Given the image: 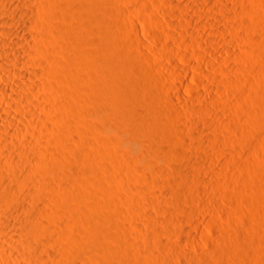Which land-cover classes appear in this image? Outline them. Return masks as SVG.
Wrapping results in <instances>:
<instances>
[{"label":"bare ground","instance_id":"6f19581e","mask_svg":"<svg viewBox=\"0 0 264 264\" xmlns=\"http://www.w3.org/2000/svg\"><path fill=\"white\" fill-rule=\"evenodd\" d=\"M154 1L156 2V0ZM165 1L166 0H164L163 3L167 5ZM198 1H202L200 3L202 4L203 2L210 3L213 0H197V4H199ZM167 2L169 3L168 5L170 4L172 5L171 6L172 8L173 6L175 7L172 9V11H175L174 9H176V7L179 9L182 6L176 4L177 2H174L173 0H168ZM216 2L219 3L220 0H217ZM121 3H122L121 0H0V32L6 35L7 37H9L8 39L0 41V46L2 43L7 44L8 46H10L11 48L10 50L12 51V53L8 55L7 53L0 50V62H2V67L0 68V113L4 114V116H0V208L2 210H5L7 214V216H5L6 219L4 221H2V219L4 218L0 216V221L3 222L5 226L13 227L11 229H16L17 231H19L20 233L19 242L21 241L22 252H23L22 253L20 251V253L24 254V256L26 255L25 258L28 257V260L32 259V264H50L52 261L58 264H65L64 261L71 260L70 258L74 257L72 254L69 256L70 251H68V249L64 247L65 246L64 244L69 243V240L76 242V244H79L80 242L82 243L80 244V246L82 245L83 247L92 250L95 249L97 253L100 251L99 254L101 253V256L104 258V260H107V262L110 260L111 261L110 263L113 262V264H164V261H166L165 259L168 256L175 255L174 257H177L176 255H178L179 252H180L179 254H181V252L185 253L187 251V250L185 251L184 249L186 246H183L182 240L180 239L181 237L179 236L181 234L179 233L178 236L180 238H178L174 242L169 243L168 241L166 242L161 239V237L163 236V235L161 236V233L162 234L163 232L166 233V228L164 227V225L166 224L165 221L167 222V219L164 218H168V217L172 218L174 215L169 208L168 210L165 209L167 207L165 208L163 207V212H162V216H164L163 214L165 209V212L169 215L168 217L164 216L163 218L162 216L155 214L157 212H155L154 214L151 212L148 214L146 213L143 214L144 215L143 216L142 213L140 212H144V211L142 210L139 211L140 210V208H138L139 205H135V203L137 204L138 202L136 200L135 202L133 201L134 203L131 202L135 198L139 196L141 197V195L142 197L146 196L148 194V191H150L149 189L151 183H154V181L157 180V177L159 176H164V178L166 176L173 183V185L177 184L180 181L185 186H189L191 183L190 181H192L190 180L191 178L189 176L190 172L187 173L189 175H186L187 169L185 170L184 173L183 172L184 169L182 168L187 164L191 166V167L187 166L189 170L191 168L190 171H195V172L197 171L196 173L199 174L198 172L201 171H199L200 169H198V166L195 167L193 165V162L197 163L198 160L200 161V159H202V156L197 155L195 153L196 151H194L196 155L194 153L190 154V150L186 149L188 147H186L185 144H181L182 139H180L177 143L179 137L184 138L183 141H185V138L187 136L186 135L187 131L185 130L186 128L184 127V125L185 123L188 122V120L194 121V118L192 119L189 118L185 122L179 119L181 115H183V113H185L186 116H188L187 112L181 111L180 107H178L180 105L175 104L173 95L168 97L169 92L168 94L166 93L168 96L167 95L162 96L163 98L168 97V99L162 101L160 99L161 97L160 95H158V97L155 95L156 97L154 96L150 98L151 96H148L149 94H146L147 93L146 91L150 92L154 88H155L154 91L156 90V92H158L156 89L158 86V79L157 77H155L156 75L154 76L153 72L151 71V67H150L151 65L148 64V60H149L148 58H150V56L148 55L149 54L148 50L145 51L148 55L146 56V54L143 52V49H141L142 51L141 53H143L148 60L146 59V57L142 58V54L140 57V55L138 54L139 52H137V50L143 47V45L146 44V42L144 43L143 41L144 38L140 37L141 35L139 32L141 30L139 31L138 28L134 26L133 20H131L130 17H129L130 20L128 19L127 15L129 12L133 11V9L130 11L132 7L131 8L129 7V11H127L126 8L128 9V7L123 9L122 6L124 5L123 4L124 2L122 3L123 4L122 6ZM146 3H149V1ZM219 4H221L220 6L223 7L221 9V7L219 6L221 10L224 11L226 9L225 12L228 9L230 10L231 8L229 5L227 4L225 5V1L224 4L223 3H219ZM244 6L248 8L250 7V5L249 6L244 5ZM255 7L256 5L254 6V8ZM166 8L168 7L166 6ZM248 8L246 9V11L248 10L247 12H249L250 9ZM255 9H258V7ZM182 10L183 8H181V11ZM176 11L178 10L176 9ZM176 11L174 13H176ZM136 12L137 11H135V14ZM251 12L255 13V11L253 10H251ZM259 14L260 13L258 12L257 15ZM209 16L210 15H208V17ZM192 20L193 19L191 20L186 19L184 21V26L188 27V25L192 23ZM195 20L197 22V19ZM198 20H200V17L198 18ZM242 20L244 21V19ZM260 20L262 19L260 18ZM204 22L205 21L203 20V22L201 21V23H199L200 26L203 25V27L201 28H204L205 25ZM237 22L240 23L241 20ZM248 22L249 21L247 20V23ZM181 24L183 25V23ZM245 25L243 26L245 27ZM32 26L39 29L31 30ZM216 28H217L216 25L215 27L212 28L213 34H216L214 32L219 33V31H217ZM156 29L158 33L161 32L159 31V28H155V32ZM190 31L189 29L186 30L185 35L189 34L188 35V37L190 36L189 38H192V36L194 38L195 35H193V32ZM166 32L169 34L168 31ZM159 34H158V38L159 36H162L163 38L166 35L165 32L162 35ZM198 35L199 34H197V36ZM182 36L185 37V40H183L182 38L181 41L182 42L185 41L184 43L185 44L187 43L186 45L188 47L189 45L193 44L191 42L192 40H194L193 38L190 40L187 36H184V33L182 34ZM186 38H188V40ZM195 38L197 39L196 36ZM202 38L198 39V42L201 40V43L199 44L200 46L202 45L203 47L202 49L204 50L203 51L201 50L202 51L201 53L197 52L196 50V54L194 55L195 57L196 56L198 57L197 59L202 61L201 64L198 63L194 64L193 62L191 66L189 63V65L193 69L200 71L201 77L194 76L193 73H191V69L189 65L188 67L182 66L180 64H177L178 61H176L177 63H175L176 64L175 69L181 74L193 78L194 77L199 78L200 80L203 81V83L205 81L210 82L211 80V82H215V83L219 82V85L220 84L222 85V81L223 82L225 81V80H220L222 79V77L220 78L212 77L210 73H208L204 69L205 68L204 66L208 68H213L215 66L214 63L215 60H213L211 57H208L207 55L208 53L211 54V52L213 51L215 52L216 49L221 50L223 48L222 45L223 43H220L222 40L219 39L221 41L219 42L218 40L217 42L215 41V39L214 40L208 39V36L207 37L205 36L203 40ZM233 38L234 36L232 35V39ZM230 39L231 38H229V40ZM189 40L191 44L186 42ZM253 40L255 41L256 39L254 38ZM257 40L256 42H258ZM54 41L62 42L66 44L70 48L71 52H69L66 55L62 54L60 48L54 47L52 45ZM231 41L230 43H232ZM147 42L149 41L147 40ZM193 42H196V40ZM195 44L198 45V43ZM259 44L262 45L261 43ZM186 45L184 46L186 47ZM170 47H174V46H169V49ZM192 48L190 50L193 51ZM251 48L252 47H250V49ZM254 49L256 48L254 47ZM254 49L252 48V50ZM223 50L225 51L229 49L225 47L223 48ZM232 50L233 49H231V51ZM262 50L263 49H261L260 51ZM156 51L157 50H155V52ZM231 51H229V53H231ZM176 52L178 51H175L174 53L175 55L178 54ZM234 53L236 54L237 52L234 51ZM191 54L193 55L192 52ZM183 55L181 56V58L183 57ZM186 55L187 54H185L183 58L188 61H191L190 59L194 57V56H190L191 57L190 58L188 55L187 56ZM212 55L215 57V58L213 57L214 59L222 62L223 64L228 63V66L226 65V67H230V65H233L226 58H223V56L219 57L220 54H218L219 56L215 55V53ZM237 55L238 53L235 56ZM153 56L155 57L156 55L153 54ZM160 56L161 55H159V57ZM53 59L58 60L57 66H53L52 65L53 63L49 62L50 60L53 61ZM151 59H152L151 62L153 63V58ZM245 59L248 60L249 63L251 62L249 60L250 58L248 59L245 58ZM157 60L158 59H156V61ZM243 61H244V57H243ZM161 62L163 64V61ZM154 63L156 64V62ZM54 64L56 65L55 62ZM240 65L242 67L243 64ZM147 66L149 69L147 68ZM249 66L248 65L247 67L245 66L246 67L245 69L243 65L244 68L243 67L241 68L243 69V71L240 68H238L237 72L244 73L245 71H247L248 68L251 69ZM156 67H157L156 69H160L158 68L159 66ZM232 67H230L231 70L234 69ZM143 68L146 69V72L145 69L143 70ZM214 68L216 69V66ZM254 68L256 67L253 66L252 69ZM239 69L242 72L239 71ZM259 69L257 68V70ZM251 70H249L248 73ZM2 72L4 75L2 74ZM240 73L237 74L234 73L238 81V82L235 81L236 78L235 80H232L234 84L240 82H243L245 84L246 79L248 80L250 74L247 75L248 77L245 76L246 77L245 78L243 77V75H239ZM48 75L51 76V78ZM237 75L239 77L240 76L242 77L238 79ZM230 76H229V84L231 85L232 83H230L231 81L230 78L232 77L233 79L234 77L233 76L230 77ZM223 77H225L224 74ZM225 82L227 83V78ZM226 83L223 85L225 86ZM212 85H213L212 87L211 85H209L210 87L209 90L211 91L215 89L214 87L215 84L213 83ZM230 85L229 87H231ZM237 85L235 84V87H237ZM216 86L218 87V85ZM238 86L241 87L240 85ZM219 87L221 88V86ZM51 89L54 90L58 89L60 90L61 93L65 92L68 94L69 96L68 98H63L62 100H59V102L61 105L64 104L66 107H69V109L71 110L74 116L73 119L70 120L64 119V117L67 114L64 115L63 117L62 110L59 108V102L57 101L58 103L56 104L58 105H56L54 103L56 100L54 99H52L53 103L51 102L52 103L51 106H49L48 103L46 105L43 104L44 105L43 106L42 102L46 100L45 98L46 93H44L45 96L43 95L45 99L39 98L40 96L37 97L35 94L38 91H39L38 93L41 94L42 91L44 92ZM241 89L239 88L238 90L241 91ZM54 90L51 91L53 92L55 98L56 95L54 94ZM174 90H176V88H172V91ZM244 91L246 90L244 89ZM218 93L221 92L219 91ZM234 93L235 92H233L232 95H236L239 92L236 91V94ZM241 93H239V95ZM49 94H51V92ZM181 94L179 89L175 91V95L180 97L182 96ZM255 94L254 95L252 93L249 94L248 95L249 97L247 99L250 100L251 102L253 100L255 101V99L257 98ZM58 95L59 94H57V96ZM241 95L246 96L243 93ZM222 96L224 98L225 95ZM59 97L62 98V96H58L56 98L59 99ZM254 97L256 98L254 99ZM183 99L186 100V98L184 97ZM241 99L243 102L244 99L243 98ZM263 99L264 98H262V100ZM41 100L43 101L41 102ZM47 100H49V102L51 101V99L48 97ZM256 100L258 101L259 97ZM185 102L187 103L188 100H186ZM246 103L247 101L245 102V104ZM248 103L246 104V106L248 105ZM163 105L164 106L167 105L168 109H165V107L163 108ZM203 108H205L204 109L205 112V110H207V107H203ZM42 110L46 111V113H43ZM197 110L200 111L199 108ZM213 110L210 111L212 112V114L215 111ZM217 115H219V111ZM92 116L93 118L95 116V118L92 119L91 118ZM186 116H184L183 118L185 119ZM36 118H39L40 120L47 119V121L50 119L51 120L58 119V121L60 120L61 125H58L57 127H53L51 126L50 123L49 126L46 125L45 123L44 126H39V124H37L36 122ZM180 120L182 122H180ZM217 120L221 122L220 119ZM213 122L214 121H212V123ZM225 122L226 121H224V123ZM38 123H40V121ZM192 124L193 122L190 125ZM226 124H228V121ZM215 125L218 126L216 122L214 123L213 126ZM208 126L211 127V125L209 124ZM226 126H224V129ZM234 126L235 125H233V128ZM195 127L197 126L195 125ZM206 127L207 126H205V128ZM233 128L231 127L229 129L234 130ZM89 129L93 131L92 138L89 135L87 136L86 130ZM106 129L107 132L109 131L110 133L108 132L107 134L103 135ZM102 130H104V132H100ZM25 131L28 132L27 135L30 134V138L24 139L22 137L23 133L26 134ZM222 132L221 134L224 135L225 132L224 133ZM190 133L191 132L189 131V134ZM197 135L198 132L193 133L192 135L190 134V136L193 138H195ZM42 136H45L48 139V143L46 142V140L45 142L43 141ZM216 136L217 137L215 139L218 140V136L220 135H216ZM225 138L223 137V139ZM192 139L190 138V140ZM127 141L130 142V144L134 145L135 143L136 146L137 145L139 146L138 148L140 149L138 156H136L137 155L136 153V155L134 154L136 157L131 158V156H129V154L130 155L131 153L133 154L131 150H130L131 153H129V150H126L127 153H125L126 151H121L120 147H118L122 143ZM196 141L198 142L199 140ZM218 141L215 142V144L218 143ZM52 142H54V145H52L53 144ZM110 143H112V145L115 144V149L114 147L110 148L112 146L109 145ZM201 143H203V141ZM107 145H109V147H107ZM196 145H198L200 148L201 144L200 145L196 144ZM7 146L13 147V149L16 150V154L6 150ZM26 146L30 147L31 152L26 148ZM72 147H76L74 149L78 150L79 157L73 158L71 156L72 153L69 154V152L74 150ZM222 149L225 150L224 148ZM181 154L183 156H181ZM199 154L202 153L200 152ZM176 155L180 156V158L184 157V155H187L188 157L185 156L188 159L187 163L185 164L178 163L179 161L178 162L176 161L177 164L172 163L171 158L172 156L174 157ZM89 157H92V159L97 158L96 159L97 161L95 160V162H100V163H96L99 165L98 168L96 166V168L99 171H97L96 169V172L94 173L95 170L90 169L91 171L90 174H92L90 178L89 177L87 178L85 175V173L87 174V171H85V167L81 168V170L84 169L83 171L78 173H76L77 171L76 172L74 171L75 173H73V170H71V168L73 167L70 168V166H74L76 165V163L78 164L79 161H81V163H83L82 165H84L85 161L87 162ZM133 158L135 161L133 160ZM237 158H238V153H237ZM210 159L212 162L211 161L209 162L213 163L212 157ZM210 159L208 158V160ZM115 160L116 161L119 160L120 163H115ZM142 160L144 161L146 160L145 165H144V161ZM161 160L162 161L166 160L168 165H166V162H164L165 165L162 164L163 162L161 163ZM205 160H207L206 157ZM247 160L245 162L246 164H248ZM139 161H142L144 166L143 165L140 166L138 164L140 163ZM168 161L171 162L169 163ZM220 162H224V160ZM121 163L124 164L123 167L124 170L126 167L127 174H128V170L130 171L129 175L126 176L129 177L126 179L125 177L118 176L119 174L116 175L118 173L117 167L119 168V166L117 165H120ZM115 168L117 169V173H115L116 172ZM92 170L94 171L92 172ZM136 171L144 172L145 176H143V178L141 179L140 175L142 173H139L140 175L139 177H137L138 174L134 173ZM82 172L85 173L82 174ZM178 172L181 174H179ZM131 174H134L136 177H134V175L132 176ZM120 177L124 179L121 180L119 179ZM137 178L140 179L137 180ZM91 179L96 184L97 188L95 190H91V188L89 187V181H91ZM193 182L195 183L196 181ZM193 185L194 184H192V186ZM134 187L139 192L140 194L139 196L137 191L134 189ZM131 190L132 191L135 190V193H137V195L135 194L134 196L136 197L133 196L134 192L128 194V191ZM145 191H146V195H143V192ZM197 191L199 192V190ZM166 193L167 192H165V194ZM130 194L132 195L130 196ZM158 194H157L158 199L157 197L152 198V203L155 204L160 203L159 200L162 199L163 196L162 197L160 196L159 198ZM128 195L131 198L134 197V199H127V197H129ZM155 195L156 194H154V196ZM193 195L194 193L192 194V196ZM166 198H170V197L166 196ZM137 200L139 199L137 198ZM180 207L178 209H175L177 210V212L179 209H181V212L179 211V213L177 214L182 213V211L185 212L186 209H188L186 207L185 208L182 207V205ZM192 209H189V211L187 210V212L190 213L191 212L190 210ZM136 210L139 212H136ZM193 210H192L193 212H196L195 209ZM134 212H136V214L138 213L141 214L143 216L142 219L144 218L143 219L144 222H148V224H150L152 227L149 228L150 225L146 226L147 223L142 224L140 220L139 222L141 223L142 226H140V223L139 225L137 223L134 224L133 221H131L133 220V216L136 215L134 214ZM78 213H83V215L79 214L83 216V217L79 216L81 219L77 217ZM74 214H76L77 216ZM131 215H132V219L130 220ZM142 219L141 221H143ZM182 220L183 219H181L180 222H182ZM162 222H164L165 224L163 225ZM171 223L172 222H170V224ZM160 224H162L163 226H161ZM183 224L182 226H184ZM160 226L164 227L163 232ZM147 227L151 229L150 231L152 233L151 232L148 233L149 229ZM146 228L148 229V231H146L147 230ZM177 232H179V230L175 231L176 234ZM151 234L153 235L152 238L153 237L156 238L155 241L156 240L159 241V243L157 241V244L161 245L162 248V252L160 254L158 253L160 252L161 249L159 250V252H157L156 250L155 252H153L154 250L150 251L151 253H155V254L157 253L158 254L157 256L151 253L148 254L149 252L148 250H152L153 247L147 249L146 253L148 255H146V253L145 254L142 253L143 250H146L145 248H143L145 244L142 246V244L140 243L143 242H140V240H138L139 238L143 239L144 237H146L147 238L146 240L148 242V239H152ZM170 235H172V233ZM139 236L142 237L144 236V237L142 238ZM77 240H79V242ZM189 240L192 239L190 238ZM220 242L222 245L223 241ZM231 246L225 244L223 247L227 251L230 250L229 248ZM233 251L235 252V250ZM238 251H236V253ZM102 252L106 254V256L108 255L107 259L106 257H104L105 255L104 256L102 255L103 254ZM210 253L211 252H209L208 255L203 254L205 255L204 259L206 263L216 264L217 260L216 258H214L215 256H213ZM112 258L113 261L111 260ZM201 259L202 257L200 258V260ZM204 259L202 260L204 261ZM86 260H88V258ZM76 261H79V259L76 258ZM195 261L196 263L195 262L193 263L192 261L189 264H197L198 261L197 260ZM1 262L2 261L0 260V263ZM85 263L87 264V261H85ZM75 264L77 263L75 262ZM198 264H202V263L198 262Z\"/></svg>","mask_w":264,"mask_h":264},{"label":"rangeland","instance_id":"374dc122","mask_svg":"<svg viewBox=\"0 0 264 264\" xmlns=\"http://www.w3.org/2000/svg\"><path fill=\"white\" fill-rule=\"evenodd\" d=\"M148 1H149V3H146ZM148 1L147 0H125V1L121 0L122 3L124 2L123 3L124 5L121 3V6L123 5L122 6L123 9L128 7V9L126 8V10L129 11V7L130 8L132 7L130 9V11L132 9H133V11H131L129 13L127 12L128 15L127 14L126 15L128 16V19L130 17V19L133 20L134 26H136L139 31L141 30L139 32L141 36L140 35L139 36L144 38V40H143L144 43L146 42V44L143 43L144 45L141 44V45H143V47H141V45H140L141 48H139L138 49L139 51L137 50V52H139L138 54L140 55V57L142 54V58H144L148 55L150 56V58H148L149 60L147 59V57H146V59L148 60V64L151 65L150 66L151 71L153 72L154 76L156 75L155 77H157V79H158V86L156 85L157 86L156 89L158 92H156V90L154 91V89H155L154 88L150 92L146 91L147 92L146 94H149L148 96H151L150 98H152L155 95L157 97H158V95H160L161 97L165 96L169 92V94H168L169 96L168 95L167 96L170 97L173 95L175 104L180 105L178 107H180L181 111H183V112L186 111L187 115L189 116L188 117V116H186L185 113H183V115H181L182 118L180 117L179 119H181L182 121L185 122L189 118H191V119L194 118V121L188 120V122L185 123V125H184V127L186 128L185 130L187 131L186 132L187 136L185 138L186 142L183 141L184 138L179 137V139L177 140V143L180 139H182L183 142L181 141V144H185L186 147L190 148V149H188L185 147L187 150H190V154H193L194 151H196L195 153L197 155L202 156V159H200V161L199 160H198V162L196 161L197 163L193 162V165L195 167L198 166V169H200L199 171H201V172H198L199 174H197L196 173L197 171L196 172L190 171L191 168L189 170V168L187 167L189 165L186 164V166H184L182 168V169H184V171L183 170H181V171H183L185 173V170L187 169L186 175H189L187 173L190 172L189 176L191 178L190 180H192L190 182L192 184H194L193 186L191 183L189 186H185L180 181L177 184L173 185V183L166 176H165V178H164V176H159V177H157V180L154 181V183H151L152 187L150 185V189H149L150 191L147 190L148 194L146 195V191L143 192V195H146V196L142 197V195H141V197H140L139 192L134 187V189L138 193L139 197H137V198L139 200H137V198L134 199V197H136L134 195L135 194L137 195V193H135V190L128 191V194L134 192V194H133L134 197L131 198L130 196L132 194H130V196L128 195L129 197H127V199H134L131 202H133V201L135 202V200L138 202L137 204L135 203V205H139V207L136 206V207L140 208L139 211L142 210L145 212V213L140 212V213H142V215L146 214V213L148 214L150 212L153 214L155 212H157L155 214L162 216L163 207L164 208L167 207L165 209L169 208L170 211L174 214L172 218H169L168 217L169 215L165 212V209H164L163 215L165 217H168V218H164V216H162V217L164 219H167V222L170 221L172 223L170 224V222L167 223L165 220H163L166 223L165 224L164 222H162L163 225L164 224L167 225V226L164 225V227L166 228V233L163 232L164 227H161L163 225L160 224L161 225L160 227H161L162 232H163V234L161 233V236L162 235L164 236V237L162 236L161 239L163 241H166V242L168 241L169 243H171V242H174L175 240H177L178 238L181 237L180 239L182 240L183 246H186L184 249H185V251L186 250L187 251L185 253L181 252V254H179L180 253L179 252L178 255H176L177 257H174L175 255L174 256H172V255L168 256L165 259L166 261H164V264H166V263L167 264H189L192 261H193V263L194 262L196 263L195 260H197L198 262H200L202 264H208V263H206L204 257L206 254L208 255L209 252H211L210 254L215 256L214 258H216V260H217L216 262L218 264H264V111H263L264 110V99L262 100V98H264V51H263L264 50V47H263L264 46V44H263L264 43V40H263L264 39V35H263L264 34V0H261V1L260 0H254V1H252V0H245V1L244 0H220L219 3L224 4V1H225V5L227 4L231 7L230 8L228 6L230 8V10L228 9L226 12H225L226 9L224 11L221 10L223 7L220 6L221 4L216 2L217 0L216 1L213 0L210 3L203 2L202 4H204V5L200 4L202 1H198L199 4H197V0H173L174 2H177L176 4H178L180 6L182 5L181 6V8H183L182 11H181V8L178 9L176 7V9L178 11L180 10L179 13H178V11H176V9H174L176 11V13H174L175 11H172V9L175 7L173 6V8H172L171 4L168 5L169 4L167 2L168 0L165 1L167 5H165V3H163L164 0H156V2L154 0H148ZM221 1H223V2H221ZM161 3H162V5H161ZM163 4L165 5V7ZM244 5H247V6L250 5V7H249L250 9ZM255 5H256L255 8L258 7V9L254 8ZM166 6L169 9L166 8ZM219 6L221 7V9ZM247 8L249 9V12H247L248 10L246 11ZM252 8H254L255 10ZM135 9H137V10H135ZM251 10L255 11V13L253 12L254 13L253 14L251 12ZM256 10L260 13L259 14L260 16L257 15L258 12ZM135 11H137L136 14H135ZM236 11H237V13H236ZM212 12H213V14H212ZM206 14H208L210 16L208 17V15H206ZM234 14L236 15V17ZM204 15H206V16H204ZM199 17H200V20H198ZM237 17H238V19L240 17V19L238 20ZM260 18L262 20H260ZM186 19H190V20L193 19L192 23L189 24L188 27L184 26V21ZM195 19H197V22ZM242 19H244V21ZM203 20L206 22V23L204 22L206 27L204 25V28H201V27H203V25L200 26L199 23H201V21L203 22ZM240 20H241L240 23L237 22ZM247 20L249 21L248 23H247ZM259 21H261V22H259ZM172 23L175 25H173ZM181 23H183V25ZM162 24H163V26H162ZM209 24H210V26H209ZM157 25L160 26L162 29L160 27H158ZM207 25H208V27H207ZM215 25L217 26L216 29H217V31H219V33L214 32L216 34H213L212 28L215 27ZM243 25H245V27ZM155 28H159V31H161L159 33L163 34L165 32L166 35L165 34L164 35L166 38L165 37L162 38V36H159V38H158L159 33H158L157 29L155 32ZM36 29L38 30L39 28H36L33 26L31 27V30H36ZM188 29H189V31L191 30L190 32H193V35H195L197 37V39H196L195 36H194V38L192 36V38L194 40H192L191 42L193 44H191V42H190V40L192 38H189L190 36L188 37L189 34L185 35V32ZM166 31H168L169 34ZM178 31H179V33H178ZM220 31H222V32H220ZM183 33H184V36H187L190 39L189 41H186V42H188L189 44H191L193 46L189 45V47H188L186 45L187 43L186 44L184 43L185 41L184 42L181 41L182 38H183V40H185V37L182 36ZM162 34H159V35H162ZM178 34L181 36H179ZM197 34H199V35L197 36ZM58 35H59V33H58ZM227 35L230 37H228ZM232 35L234 36V38H233L234 40L232 39ZM205 36L206 37L208 36V39H210V40L215 39V41H217V42L219 39H221L222 41L219 40V42L221 41L220 43H223L222 44L223 48L226 47L229 49V50H225V51L223 50V48L221 50L216 49L217 51L215 50V52L213 51V52H211V54L210 53H208V55L206 54L208 57H211L213 60H215L214 63H215L217 71L214 68L215 66L213 68H208V67L204 66L205 67L204 69L208 73H210V75L212 77H218V78L222 77V79H220V80H225V81L227 78V83L225 81L224 82L222 81V85L221 84L219 85V82L215 83V82H211V80H210V82L205 81L206 82V84H205V82L203 83L202 80H200L199 78H196V77H201L200 71L193 69L191 66H192L193 62H194V64L195 63L201 64V62H202L201 60L197 59L198 58L197 56L195 57L194 55L196 54V50H197V52H200V53L204 50V49H202L203 48L202 45L200 46V44H199V43H201V40L198 42V39H201L203 37L202 38V40H203L205 38ZM258 36H260L261 38ZM160 37H161V40H160ZM253 37L256 40L259 39V40H257L258 42H256V40L254 41ZM8 38L9 37H7L6 35H4L0 32V41L8 39ZM188 38H186V39L188 40ZM229 38H231V39L229 40ZM235 39H236V41H235ZM147 40L149 42H147ZM195 40H196V42H193ZM249 40L252 42H250ZM230 41L232 43H230ZM225 42H226V44H225ZM182 43L184 45H186V47ZM195 43H198V45ZM259 43H261L263 46L260 45ZM167 44H168V46H167ZM255 44H256V46H255ZM257 44H259V45H257ZM52 45L54 47L60 48L62 54H64V55L71 52L70 48L62 42L54 41ZM247 45H249V46H247ZM158 46H161V47H158ZM169 46H174V47H170V49H169ZM192 47H194V48H192ZM250 47H252L253 49L255 47L256 49L252 50V48L250 49ZM0 48H1L0 50L7 53L8 55H10L12 53V51L10 50L11 49L10 46H8L7 44L2 43ZM154 48H155V50H157L156 52H155ZM165 48H167V49H165ZM172 48H173V50H172ZM191 48L193 49V51L190 50ZM247 48L249 49V51ZM141 49H143V52L146 54V56H144V54L141 53L142 52ZM212 49H215V48H212ZM231 49H233L232 50L233 52L231 51ZM259 49L260 50L263 49V50L260 51ZM147 50L149 53L148 55L145 52ZM149 50H150V52H149ZM194 50H195V53H194ZM159 51H160V53H159ZM175 51H178V52H176V53H178L177 55L174 54ZM190 51L193 53V55L191 54ZM229 51H231V53H229ZM234 51L238 53L237 56H235L237 53L235 54ZM170 52H171V54H170ZM203 53H205V52H203ZM214 53H215V55L220 54V56L218 55L219 57L223 56V58H226L228 61H230L231 64L234 65V66L230 65V67L233 66L232 68H234V69L231 70L230 67H226V65L228 66V63L223 64L222 62L214 59L215 57L212 55ZM153 54L156 56L154 57ZM158 54L161 56L159 57ZM172 54H173V56H172ZM179 54H181V55H179ZM185 54H187L189 57L190 56H194V57H192V58L190 57L191 61H188V60H185L183 58L185 56ZM239 54H240V56H239ZM252 54L255 56H253ZM182 55H183V57L181 58ZM175 57H178V58H175ZM243 57H244V61H243ZM151 58H153V63L151 62L152 61ZM235 58H237V59H235ZM240 58L242 59L243 62L241 61ZM245 58H247V59L250 58L249 60L251 62L249 63V61L246 60ZM156 59H158L159 61L157 60L158 61L157 62ZM54 60L55 59H53V61ZM192 60H194V61H192ZM237 60L240 62H238ZM53 61L50 60L49 62L53 63L52 64L53 66H57L58 60L54 61L56 63V65L54 64ZM161 61H163V64ZM176 61H178V63ZM154 62H156V64ZM159 63H161V64H159ZM175 63L180 64L182 66H186V67H188V65L190 63L191 66L189 65V67L191 69V73H193V75L196 77L193 78V77L181 74L180 72H178L175 69L176 68ZM251 63H253L255 65H253ZM220 64H222V65H220ZM240 64H243L244 67L245 66L247 67V65L248 66L252 65V66H249L251 69L253 68V66H255L256 68H254L252 70L255 71V69H256V71L254 72L248 68L249 70H251L250 72H253V73H250V72L248 73L249 70L247 69V71H245V69H246V67H245V69H244L245 72L243 73L242 72L243 69H241L243 67V65L241 67ZM224 65H225V67H224ZM156 66H159L158 68H160V69H156L157 68ZM259 66H261V67H259ZM1 67H2V62H0V68ZM163 67H164V69H163ZM147 68H148V66H147ZM228 68H229V70H228ZM238 68H240L242 70L241 71L239 69V71H241L242 73L237 72ZM257 68L258 69L260 68L259 69L260 71L257 70ZM144 69L145 68H143V70ZM145 72H146V69H145ZM225 72H226V74H225ZM231 72L232 73L234 72L236 74L240 73L239 75H243V77L250 74L249 77L250 76L251 77L249 78L247 76L248 80L246 79V81H245L246 85L243 82H240V83H235V84L236 85L238 84L241 87H239L238 85H237V87H235V84H234V82H232V80H235L236 77H235V74L234 73L232 74ZM245 73H246V75H245ZM2 74H3V72H2ZM223 74L225 77H223ZM226 75H229V76L231 75L234 77L232 79V77L230 76L231 77L230 83H232L231 85L229 84V76H226ZM49 77L51 78V76H49ZM240 77H242V76H240ZM240 77L238 76V79ZM235 81L238 82L237 78ZM210 83L215 84V86H214L215 89L217 87L216 85H218L216 91H215V89L213 91L209 90L210 89L209 85H211V87L213 86ZM225 83H226V85L228 84L227 87H226V85L225 86L223 85ZM229 85L231 87H229ZM219 86H221V88ZM170 87L176 88V90L179 89L180 94L182 93L181 94L182 96L179 97V96L175 95L176 90L172 91V88H170ZM234 87L237 89H235ZM238 87L240 89L242 88L241 91L238 90L239 89ZM243 88L246 91H244ZM233 89H235V90H233ZM51 90H54V89H51ZM51 90H48L49 92L48 91H44V92L40 91L41 94L38 93L39 91L38 92L36 91L37 93L34 92L37 97L40 96L39 98L43 99L44 98L43 95H44V93H46V96L44 95L46 100H47V97L51 99L50 102H49V100H47V101L41 100V102L43 101L42 105L43 104L46 105L48 103V105L51 106L53 103L52 99L56 100L54 102L56 104L59 102V100H62L63 98L69 97L67 93H65V92L61 93L60 90L55 89L54 90V94L56 95L55 98L58 96H62V98L59 97V99L58 98L55 99L53 92ZM218 90L222 94L218 93L219 92ZM229 90H231V91L233 90V91L231 92ZM242 90H243V92H242ZM236 91L239 93L242 92L246 96L241 95L242 93L240 95H239V93L236 94ZM50 92H51V94H49ZM56 92H58V93H56ZM207 92H208V94H207ZM233 92H235L234 94H236V95H232ZM154 93H156V94H154ZM251 93L253 95L256 93L255 96H257V98L259 97V100L257 101L256 97H254V99L256 98L255 101L253 100L251 102L250 100H248L247 99L249 97L248 95ZM57 94H59V95L57 96ZM222 95H225L224 98ZM253 95H252V97H253ZM50 96L53 98H51ZM240 96H242V97H240ZM161 97H160L161 101L168 99V97L167 98L162 97L163 99ZM183 97L186 98V100H188L187 103L185 102L186 100H184ZM241 98L244 99L243 102H242ZM213 100L215 101L216 104L214 103ZM246 101H247V103L249 101L251 102V103L250 102L248 103L249 106L248 105L246 106V104H247V103L245 104ZM210 102L214 103L215 106H214V104H212ZM241 103L243 106L241 105ZM261 104H263V105H261ZM56 105H58V104H56ZM209 106H210V108H209ZM164 107H165V109H168L167 105H165V106L163 105V108ZM203 107H207V110H205V112H204L205 108H203ZM214 107H215V109H214ZM59 108L62 110L63 117H64V115L67 114L66 115L67 118L65 116L64 119L70 120V119L74 118L69 107H66L64 104L61 105L59 102ZM198 108L201 112L197 110ZM211 108H213L215 111L216 110L217 111L215 112ZM43 109H44V107H43ZM212 110L214 111L213 114H212V112H210ZM42 111H43V113H46V111H44V110H42ZM218 111H219V115H217ZM64 112H65V114H64ZM0 116H4V114L0 113ZM184 116H186L187 118L185 117V119H184L183 118ZM91 118L94 119L95 116H94V118H93V116ZM217 119H220L222 123L219 122V120H217ZM251 119H252V121H251ZM181 120H180V122H182ZM201 120H203V121H201ZM39 121H40V123H38ZM212 121H214V122L212 123ZM224 121H226V122L224 123ZM227 121H228V124H226ZM36 122H37V124H39V126H44L45 123L48 126L50 123L51 126H53V127H57L58 125H61V122H60V120L58 121V119H55V120L50 119L47 121V119L40 120L39 118H36ZM190 122L191 123L193 122V124L195 122V124L190 125L191 124ZM215 122H216V124H218V126L217 125L213 126ZM233 122H234V124H233ZM240 122H241V124H240ZM207 123L209 125H211V127L208 126ZM210 123H212V124H210ZM182 124H184V123H182ZM219 124H221V125H219ZM195 125L197 127H195ZM223 125L226 126L225 129H224ZM233 125H235L234 128H233ZM186 126H188V127H186ZM200 126H201V128H200ZM205 126H207L208 128L207 127L205 128ZM230 126L234 130L229 129V128H231ZM213 128H215V129L217 128V129L215 130ZM195 129H196V132H195ZM204 129H206V130H204ZM89 130H86L87 136L89 135L92 138L93 131L92 130L89 131ZM189 131L191 132L190 133L191 135L193 133H197V132H198V135L195 138H193L190 136ZM222 131H224L225 133ZM100 132H104V130H102ZM108 132L106 129V131H105V133H103V135L107 134ZM203 132H205V133H203ZM221 132L224 133V135L221 134ZM25 133L26 134L23 133L24 135L22 134V137L24 139L30 138V134L27 135L28 132H26V131H25ZM216 135H220V136H218V140L220 141L221 144L219 143L218 140L215 139L217 137ZM227 136H228V138H227ZM44 137L45 136H42L43 141L45 142V140H46V142L48 143V139L46 137H45L46 138L45 139ZM223 137L224 138L226 137V138L223 139ZM190 138L191 139L193 138V139L190 140ZM198 138H200V139H198ZM187 139H189V140H187ZM196 140H199V141L197 142ZM202 141L204 144L201 143ZM217 141L219 144L218 143L215 144V142H217ZM127 142L122 143L118 147H120L121 151L129 150V153H131L130 152V150H131L133 152V154L131 153V155H130L128 153L129 156H131V158L138 156L139 149H140V148H138L139 146L138 145L136 146L135 143H134V145H135L134 146L133 144H130V142H128V143ZM52 143H53L52 145H54V142H52ZM195 143L199 144V145L201 144L200 148ZM109 145H112V143H110ZM109 145H107V147H109ZM221 145H222V147H221ZM112 147H114V149H115V144L112 145L110 148H112ZM202 147L203 148L205 147V148L203 149ZM6 148L5 149L8 150L9 152L11 151V153L16 154V150L13 149V147L7 146ZM26 148L31 152V149L29 146H26ZM72 148L74 149L76 147H72ZM222 148H224L225 150H223ZM114 149H112V150H114ZM76 150L77 149H74L72 151L70 150L71 152H69V154L72 153L71 156L73 158L79 157V155H78L79 152H78V150L77 151ZM198 150L202 154H199L200 152ZM234 151H236V152H234ZM32 152H33V150H32ZM125 153H127V151ZM136 153H137V155H136ZM237 153H238V158H237ZM181 156H183V155L181 154ZM185 156H187V155H184V157ZM92 157H89V159L87 160V162L88 161L89 162L87 163L85 161L84 165H82L83 163H81V161H79L78 164L76 163L77 166L74 165L75 163L73 164L74 166H70V168L73 167V168H71V170H73V173H75L76 171H77L76 173L81 172L84 170V169L81 170V168L85 167V171H87V174L85 172H82V174L85 173L86 177L90 178L92 176V174H90L91 173L90 169H94L95 171L92 170V172L94 171V173H95L96 169L99 167V165L96 163H100V162H95V160L97 158L92 159ZM184 157L180 158V156H177V155L174 157L172 156L173 159L171 158V161L174 164H177L176 161L177 162L179 161L178 163L185 164L188 161V159H187L188 156L185 158ZM205 157L207 160H208V158L210 159L212 157L213 163H211L212 162L211 159L208 161L205 160ZM245 157H246V159H245ZM175 158H176V160H175ZM216 159H217V161H216ZM133 160H134V158H133ZM222 160H224V162H220ZM226 160L228 163L226 162ZM246 160H247L248 164L245 163ZM142 161H144V160H142ZM142 161H139L140 163H138L140 166L143 165ZM209 161H211V162H209ZM214 161H215V163H214ZM145 162H146V160L144 161V165L146 164ZM164 162H166V165H168L166 160H163V161L161 160L162 164H164ZM115 163H120V162H119V160H117V161L115 160ZM159 163H160V160H159ZM96 166H97V168H96ZM117 166H119V168ZM117 166L116 167L118 169V173H117V169L115 168L116 169L115 173H117L116 175L119 174L118 176L125 177V179L128 178L129 176L128 177H126V176L129 175L130 171L127 169L128 170V174H127L126 167H125V170L123 168L124 164L121 163L120 165H117ZM189 167H191V166H189ZM97 171H99V170L97 169ZM140 171H142V170H140ZM137 172L138 171L134 172V173L138 174L137 177H139V175H140L139 173H142L141 174L142 176L140 175L141 179L143 178V176H145L144 172H138V173ZM143 173H144V175H143ZM179 174H181V173H179ZM131 175L133 176L134 174H131ZM199 175H200V177H199ZM122 177H120L119 179L123 180L124 178L122 179ZM134 177H136V176L134 175ZM140 178H137V180ZM165 180H167V181H165ZM193 181H196L198 183H196V182L194 183ZM180 184L182 185V187ZM195 184H197V185H195ZM178 185H180V186H178ZM89 187L91 188V190H95L97 188L95 182H93L92 179H91V181H89ZM168 187H170V188H168ZM193 188H194V190H193ZM197 190H199V192ZM156 191H158L159 194ZM168 191H170V192H168ZM173 191H174V193H173ZM165 192H167V193L165 194ZM193 193H194V195L196 194L195 195L196 197L194 195L192 196ZM154 194H156V195L154 196ZM157 194L159 195V198H160V196L161 197L163 196L162 199L159 200L160 203H158V204L152 203V198L157 197V199H158ZM165 195L167 197H170V198H166ZM163 199H164V201H163ZM167 201H168V203H167ZM150 202H151V204H150ZM175 202H176V204H175ZM184 204H187V205H184ZM157 205H159V206H157ZM181 205H182V207H184V208L186 207L188 209H186L185 212L182 211L183 214L182 213L177 214V213H179V211L181 212V209H179L178 212L175 209H178ZM189 206H190V208H189ZM192 207H193V209L196 210V212H193L194 210L192 209ZM138 208H137V210H138ZM189 209H192L193 211L190 210L191 211L190 213L187 212V210L189 211ZM0 210H1L0 216H2L4 218V219H2V221H4L6 219L5 216H7L6 211L2 210L1 208H0ZM137 210H136V212H139ZM136 212H134V214H136ZM184 213H186V214H184ZM79 214L83 215V213H78V216L76 214H74V215H76L77 217L82 216ZM136 215H135L136 217L133 216V220H131L132 215L130 218V220L133 221L134 224L137 223L139 225V223L142 222V224L147 223L146 226L150 225V224H148V222H144V220H143L144 218L142 219V217L144 215L142 216L139 213ZM140 218L143 221H141ZM179 219L180 220L183 219L182 222H180ZM139 220H140V222H139ZM180 223H181V225H180ZM182 224L184 226H182ZM140 226H142L141 223H140ZM146 226H144V227H146ZM7 227L8 226H5L4 223L0 221V260L2 261L0 264H32V259L28 260V257L25 258L26 255L24 256V254L20 253V251L22 252V246H21V241L19 242V239H20L19 238L20 237L19 231H17L16 229H11L13 227H8V228ZM150 227H152V226L150 225L149 228ZM148 229L146 231H148ZM150 230L151 229H149L148 233L151 232ZM178 230H179V232H177V234H176L175 231H178ZM181 232H183V233H181ZM171 233H172V235H170ZM178 233L181 235H179ZM164 234H166V235H164ZM152 236L153 235L151 234V238H152ZM169 236H171V237H169ZM139 237H142V236H139ZM190 238L192 240H189ZM144 239L146 240L147 238L144 237L143 239H141V238L138 239V240H140V242H143V243H140V244H142V246L145 244L143 248H145L146 250H143L144 252L142 251V253L145 254L147 252V249H150V247H153L154 249L152 248V250H148L149 251L148 254L151 253L150 251H153V250H154L153 252H155V250L157 252H159V250L161 249L158 254H160L162 252L161 245L157 244L158 240L155 241V239H156L155 237H153L152 239H148V242H147V240L145 241ZM225 239H226V242H225ZM218 240H219V242H218ZM77 241L79 242V240H77ZM220 241H223L222 245H221ZM73 242L74 241L69 240V243L64 244L65 245L64 247H66L68 249V251H70L69 252L70 254L68 253L69 256L71 254L74 256V257L72 256L73 258H70L71 260L64 261L65 264H73V263L75 264V262L77 264H86L85 261H87V264H89V263L90 264H102V263L105 264L107 262V260H104V258L101 256V253L99 254L100 251L97 253L95 251V249L92 250L89 248H85L82 245L80 246V244H82L80 242H79V244H76V242H74V243ZM146 243H147V245H146ZM158 243H159V241H158ZM225 244H227L229 246L232 245L229 248L230 250L226 251L224 249L223 246ZM147 246H149V247H147ZM19 247H21V248H19ZM2 250H4L5 252ZM233 250H235V252ZM236 251H238L237 252L238 254L236 253ZM148 254L146 253V255H148ZM151 254H155V253H151ZM158 254L156 253L155 255L157 256ZM203 254H205V255H203ZM102 255L103 256L105 255L104 257H106V259H107L108 255L106 256V254H104V253ZM201 257H202V259H204L205 263L202 259L200 260ZM76 258L79 259L80 263H79V261H76ZM87 258L89 261L86 260ZM100 258H102L103 260ZM72 259H75V260H72ZM111 260L113 261V258ZM108 262L106 264H113V262L110 263L111 262L110 260ZM114 262H116V261H114ZM198 262H197V264H198ZM50 264H58V263L52 261Z\"/></svg>","mask_w":264,"mask_h":264}]
</instances>
